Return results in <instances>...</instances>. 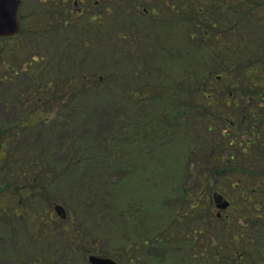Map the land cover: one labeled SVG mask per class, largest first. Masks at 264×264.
Listing matches in <instances>:
<instances>
[{"label":"rangeland","instance_id":"1","mask_svg":"<svg viewBox=\"0 0 264 264\" xmlns=\"http://www.w3.org/2000/svg\"><path fill=\"white\" fill-rule=\"evenodd\" d=\"M23 1L24 36L0 40V186L12 191L0 201V264L264 262V89L241 83L248 65L224 67L228 78L203 37L214 12L264 51L249 6L264 0H212L213 11L165 9L154 21L145 0H92L83 14L74 0Z\"/></svg>","mask_w":264,"mask_h":264},{"label":"trees","instance_id":"2","mask_svg":"<svg viewBox=\"0 0 264 264\" xmlns=\"http://www.w3.org/2000/svg\"><path fill=\"white\" fill-rule=\"evenodd\" d=\"M197 2L200 5L199 9H198V13L205 11L206 8H208V9L211 8V6H208L207 4L212 2V0H199ZM261 2L255 1V3L253 2V3H250V5H249V6L254 8L253 11H254L255 15L258 12L261 14V17L257 18V20L259 22L261 20L264 21V6L263 7H259ZM262 3H264V1ZM228 6L229 5L227 3H224V8L225 9L223 10V12L229 11V8H227ZM241 6L243 7V5H241ZM211 10L213 11L212 8H211ZM245 12L249 13L250 10H245ZM209 15L211 16V18L209 19L210 28L207 30L209 32L206 31V33H212V34L215 33L214 36H219L220 35V37L216 38L217 44H218L217 46L221 49L220 51H218V53H219V55H218L219 61L217 62V64L219 65V68H222V70L224 71L223 68L226 67V66L235 67V66H247L248 65L247 73L245 74L244 80L241 83L244 84V85H248V87H250L252 85L253 87H256V86L259 87L260 86L261 88L264 89V68L261 67V65H259V64H264V59H263L264 58V51L261 50V49L257 50V51L251 50V49L250 50L246 49L245 48V44L242 42V40L239 39V38H236L234 36L235 33L236 34L238 33L237 18L232 20V19H230V17L223 16L222 23H221L220 19L217 18V14L216 13L211 12ZM262 28L264 29V25H263ZM219 31H221V32H219ZM222 32H224L226 34H230L231 38L228 39V41H226V37L221 38V33ZM232 36H234V37H232ZM263 46H261V47L264 48ZM253 60H255V62ZM249 62H250V65L248 64ZM227 71H229V70L227 69ZM224 72H226V71H224ZM231 74L232 73H230L228 75V73H227L228 78H230V79H232V75ZM40 76H41V71L39 70L38 79L40 78ZM219 76L222 77V79L227 78V76H223V73L220 74ZM46 85L48 87H50L51 83H46ZM213 100L217 101L215 98L213 99V97L211 95L207 96L206 97V105L207 106H214V104H216V103L213 104L212 103V102H214ZM39 103H41V102L39 101L36 104V106H35L33 117L31 115L32 113L29 115V117L33 121L37 120V119H40L43 116V115H41L42 112H40L41 104H39ZM235 104H236V102H235ZM255 104L258 105V106L254 105V109L262 106L260 103L258 104V103L255 102ZM225 105H228L227 101H225ZM1 126L2 125H0V127ZM0 130L2 132V136L1 137L8 138L7 137L8 134H6V133L9 132L8 129L6 130L5 128L1 127ZM249 145L250 144L247 143L245 148H248ZM2 150H6V151L8 150V149H6V141L5 140H1L0 141V151H2ZM2 152H3L2 161L6 162L7 161L6 153L4 151H2ZM10 184H13V183H9V184L6 183L5 185H10ZM17 192L20 193V195L24 198L23 200H24V204L25 205L28 202V200H30V199L34 200V198H35L34 193H32L31 191L27 193L24 188H20L19 187ZM7 193L12 194V191H10V188L5 186L1 190V186H0V201H3V195L7 194ZM19 201H20V199H19ZM19 201H18V203H19ZM0 203H2V202H0ZM0 206H2V205L0 204ZM25 208H26V206H25ZM237 238L234 237V239L236 241L238 240ZM252 252L253 251L249 247V253H247V255L249 254V260L255 262L256 261L255 260L256 257H255V255ZM256 262H255V264H258ZM231 263L232 264H235V263L243 264V256L242 257L241 256L236 257L235 262L232 260ZM259 263H261V262H259ZM261 264H264V262H262Z\"/></svg>","mask_w":264,"mask_h":264},{"label":"flooded vegetation","instance_id":"3","mask_svg":"<svg viewBox=\"0 0 264 264\" xmlns=\"http://www.w3.org/2000/svg\"><path fill=\"white\" fill-rule=\"evenodd\" d=\"M20 1H21V6H22L23 3H24V1L23 0H20ZM51 1H53V0H51ZM145 1H146L147 5L146 6H143L142 12H144L146 15H149L150 18H152L153 21L156 19L155 17H158L159 16L160 10L170 9L171 12H173V13L174 12L175 13L176 12L179 13V12H181L183 10H190V9H192V10H190L191 13H192L194 10L198 12V9H199V6H200L198 4V2L197 1H194V0H189L190 2H188V3H187V0H162V1L161 0H157L156 1V4L157 5H154L153 4L152 6H150V3L153 2V0H145ZM66 2H67L66 0H63V3H66ZM91 2H92V0H74L75 5L78 6V9L77 10H78V13L79 14H83L85 11H87V8L85 9V6L87 4H88V6H90ZM96 3H98V0H97ZM213 3L214 2L212 1V2L208 3L207 5L208 6L214 5ZM95 7H96V5H95ZM108 7H109V5H108ZM108 7H106L107 12L109 11L108 10ZM20 8H19V11H18V13H19V24H20V28H21L20 29V32H19V35L20 36H24L23 34L26 32L27 24L24 22L23 17L21 16ZM97 9H98V7H97ZM132 9H133V13H134L135 10H137V11L140 10V7H138L137 4H134V6L131 7V8H129L128 11L129 10H132ZM75 12L76 11L74 10V8H70L69 9L70 17H73V15L75 14ZM97 15L100 17L101 13L98 11L97 14H96V16ZM92 16H93V14H92ZM95 19L98 20V17H96ZM92 20H93V18L92 17H89V21L90 22H93ZM52 22H53L52 23V25H53L55 23L54 19L52 20ZM64 23L65 24L66 23L68 24V20L64 21ZM49 26L51 27V23L49 24ZM211 36H213L212 33L211 34L204 33V35H203L204 38H209V39L211 38ZM192 37H193V34H192ZM217 37H219V36H214V38H217ZM32 61H37V59L36 58H33ZM37 100L40 101V99H37ZM219 203L220 202H218L217 206H219ZM219 215L220 214H218V216Z\"/></svg>","mask_w":264,"mask_h":264},{"label":"water","instance_id":"4","mask_svg":"<svg viewBox=\"0 0 264 264\" xmlns=\"http://www.w3.org/2000/svg\"><path fill=\"white\" fill-rule=\"evenodd\" d=\"M19 5V0H0V37L15 36L19 33L20 24H18L17 13ZM55 211L60 218H66L67 214L62 205H56ZM89 261L91 264H116L111 258L93 255L89 256Z\"/></svg>","mask_w":264,"mask_h":264}]
</instances>
